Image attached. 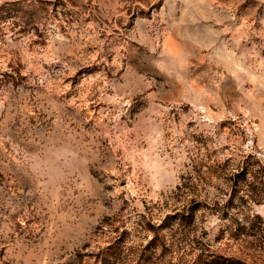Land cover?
I'll return each mask as SVG.
<instances>
[{"label": "clouds", "instance_id": "9594fccd", "mask_svg": "<svg viewBox=\"0 0 264 264\" xmlns=\"http://www.w3.org/2000/svg\"><path fill=\"white\" fill-rule=\"evenodd\" d=\"M213 256L264 264V0H0V264Z\"/></svg>", "mask_w": 264, "mask_h": 264}, {"label": "rangeland", "instance_id": "374dc122", "mask_svg": "<svg viewBox=\"0 0 264 264\" xmlns=\"http://www.w3.org/2000/svg\"><path fill=\"white\" fill-rule=\"evenodd\" d=\"M240 178L242 179L243 177L241 176ZM208 264H232V262L225 259L224 256H213L209 258Z\"/></svg>", "mask_w": 264, "mask_h": 264}]
</instances>
